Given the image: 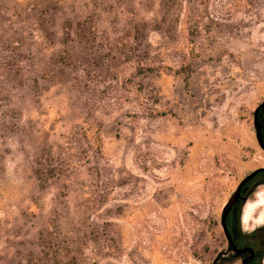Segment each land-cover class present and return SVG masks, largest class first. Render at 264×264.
<instances>
[{"label": "rangeland", "instance_id": "rangeland-1", "mask_svg": "<svg viewBox=\"0 0 264 264\" xmlns=\"http://www.w3.org/2000/svg\"><path fill=\"white\" fill-rule=\"evenodd\" d=\"M263 100L264 0H0V264H214Z\"/></svg>", "mask_w": 264, "mask_h": 264}, {"label": "flooded vegetation", "instance_id": "flooded-vegetation-1", "mask_svg": "<svg viewBox=\"0 0 264 264\" xmlns=\"http://www.w3.org/2000/svg\"><path fill=\"white\" fill-rule=\"evenodd\" d=\"M257 118L264 143V107L259 110ZM260 148L264 150L261 146ZM259 168H264V166ZM262 182H264V172L257 174L245 185L242 195L246 196L255 185ZM238 213L239 210H235L233 207L226 216L227 228L232 235L238 251L230 250L228 246L226 251L218 255L214 264H229L235 261H239L240 264H264V224L253 232L245 234L240 229V218L238 219L237 217Z\"/></svg>", "mask_w": 264, "mask_h": 264}, {"label": "water", "instance_id": "water-1", "mask_svg": "<svg viewBox=\"0 0 264 264\" xmlns=\"http://www.w3.org/2000/svg\"><path fill=\"white\" fill-rule=\"evenodd\" d=\"M264 107V100L261 104L258 105V107L255 109L254 111V126H255V130H256V137H257V141L259 143V145L264 149V143H263V137L261 134V130H260V126L258 124V112L259 110ZM264 172V168H258L254 171H252L249 175H247L246 177H244L240 183L238 184L236 190L234 191V193L232 194V196L229 198L228 202L226 203V205L224 206L223 210H222V214H221V225L225 234V237L228 241V246L230 250H233L235 252L238 251V248L236 247L233 239H232V235L229 232L228 228H227V224H226V216L228 214V212L234 207L235 210H239L240 212V217L242 216V209H243V205L246 203L248 197L243 196L242 193L244 191L245 185L252 180L257 174ZM242 203V205H241Z\"/></svg>", "mask_w": 264, "mask_h": 264}, {"label": "trees", "instance_id": "trees-1", "mask_svg": "<svg viewBox=\"0 0 264 264\" xmlns=\"http://www.w3.org/2000/svg\"><path fill=\"white\" fill-rule=\"evenodd\" d=\"M241 205H242V203H241ZM237 217H238V219L240 218V212L238 213Z\"/></svg>", "mask_w": 264, "mask_h": 264}]
</instances>
